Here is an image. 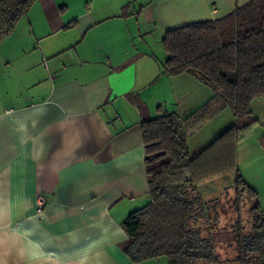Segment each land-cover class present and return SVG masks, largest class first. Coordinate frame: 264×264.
<instances>
[{
	"label": "crops",
	"instance_id": "obj_1",
	"mask_svg": "<svg viewBox=\"0 0 264 264\" xmlns=\"http://www.w3.org/2000/svg\"><path fill=\"white\" fill-rule=\"evenodd\" d=\"M248 1H34L0 41V264L156 260L134 263L121 249L122 222L149 201L142 116L186 115L213 96L189 74L166 73L161 40ZM167 87L174 107L162 99ZM259 107L264 98L252 101L247 121L223 110L192 153L231 124L257 120L237 144L236 164L254 155L264 172V134L252 136ZM243 179L264 210V178ZM40 194L47 205L38 214Z\"/></svg>",
	"mask_w": 264,
	"mask_h": 264
},
{
	"label": "trees",
	"instance_id": "obj_2",
	"mask_svg": "<svg viewBox=\"0 0 264 264\" xmlns=\"http://www.w3.org/2000/svg\"><path fill=\"white\" fill-rule=\"evenodd\" d=\"M34 1L0 0V41ZM126 10L124 6L121 14ZM161 46L169 76L189 74L213 96L186 115L159 111L155 117L142 116L149 201L122 222L127 239L121 249L134 263L159 257L167 264L218 261L211 242L197 237L194 222L204 212L198 189L233 173L234 203L237 207L249 203L252 218L251 230L237 235L233 260L264 264V210L236 164L237 144L258 121L231 124L198 152L192 153L188 145L189 138L223 110L236 118L248 117L252 101L264 98V0H250L218 20L167 30Z\"/></svg>",
	"mask_w": 264,
	"mask_h": 264
},
{
	"label": "rangeland",
	"instance_id": "obj_3",
	"mask_svg": "<svg viewBox=\"0 0 264 264\" xmlns=\"http://www.w3.org/2000/svg\"><path fill=\"white\" fill-rule=\"evenodd\" d=\"M161 96L168 107H174L172 105L174 97L168 87ZM255 115L260 119L262 125L253 130L252 136L259 137L260 133L264 134V108L259 107ZM243 119L245 121L249 120L248 117H243ZM213 122L216 123L217 119L200 128L189 138L188 145L191 152L193 151V143L197 138L200 137L206 141L216 131L210 128ZM252 129L246 134L247 136ZM261 141H264V137L261 138ZM258 162L261 163L254 155L248 156L244 161H241V159L237 161V167L242 177L253 184L260 182L264 178V172L259 168ZM233 180V173H229L201 184L198 189L199 201L204 204L202 207L204 212L198 213L194 224L198 231L197 237L210 241L213 247V254L218 258V261L211 262V264H236L233 257L236 253L237 235L239 231L242 234L248 233L252 227V218L249 213L250 204L246 202L241 207H237L234 203L235 189ZM257 201L259 203V200ZM236 223H239V226ZM151 262L152 264H167L165 257H159Z\"/></svg>",
	"mask_w": 264,
	"mask_h": 264
},
{
	"label": "built area",
	"instance_id": "obj_4",
	"mask_svg": "<svg viewBox=\"0 0 264 264\" xmlns=\"http://www.w3.org/2000/svg\"><path fill=\"white\" fill-rule=\"evenodd\" d=\"M214 10V9H213ZM47 205V200L43 195H38L36 199V213L40 214Z\"/></svg>",
	"mask_w": 264,
	"mask_h": 264
}]
</instances>
